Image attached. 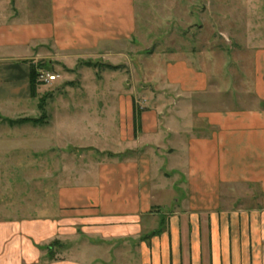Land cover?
<instances>
[{"label":"rangeland","instance_id":"obj_1","mask_svg":"<svg viewBox=\"0 0 264 264\" xmlns=\"http://www.w3.org/2000/svg\"><path fill=\"white\" fill-rule=\"evenodd\" d=\"M20 1L26 17L30 4L41 23L49 17L48 0ZM113 1L94 4L93 16L87 8L76 10L78 0H68L66 26L49 22L52 36L38 42L33 65L57 80L41 82L22 113L0 115V223L27 229L22 245L38 247L42 264L57 256L69 259L60 247L68 248L70 241L46 240V221L57 214L61 187L68 192L94 181L95 160L143 159L149 168L144 187L152 192L157 184L155 199L142 205L149 227L131 247L102 250L107 264L110 254L109 264H142L139 248L166 234L171 222L181 224L182 243L188 246L193 222L209 231L213 214L263 207L254 199L264 198V188L255 184L223 185L207 194L205 169L206 163L216 164L206 147L222 143L224 131L231 134L229 150L237 149L238 124L211 116L264 115V100L251 88L255 56L264 53V0H133L129 15ZM17 2L9 0L7 7ZM24 119L30 122L15 124ZM195 165L199 203L190 204ZM177 196L182 200L171 204ZM14 236L7 234V247L19 239ZM79 247L90 246L81 242ZM154 254L151 248V264L160 263Z\"/></svg>","mask_w":264,"mask_h":264},{"label":"crops","instance_id":"obj_2","mask_svg":"<svg viewBox=\"0 0 264 264\" xmlns=\"http://www.w3.org/2000/svg\"><path fill=\"white\" fill-rule=\"evenodd\" d=\"M8 1L0 2V115L3 117L8 113L17 115L29 108L32 101L30 70L35 64L38 42L52 36V24L49 22H53L58 28L66 26L65 12L68 5V0H48L50 15L41 23L37 18V8L33 4L28 5L30 17H26L23 15L26 8L20 0L14 8L7 7ZM110 1L103 0L102 4L101 0H78L76 10L87 8L93 15L94 4L107 6ZM113 2L121 11L124 10L126 15L133 11V0ZM21 12L23 16L20 15ZM130 16L132 19V15ZM263 54H256L257 65L254 61V67L252 66L254 84L251 88L257 100H264V66L261 64L264 62V57H261ZM250 67L248 65L245 68ZM259 113L238 111L210 117L219 118L222 124H238V130L235 132L237 147L234 145L237 149L232 147L229 150L232 139L229 137V131L220 135L222 143L214 141L206 147L207 155L216 156L215 165L206 163L205 170L210 174L205 180L207 194L215 192V189L223 185L241 186L250 183L264 188V115ZM213 145L216 148H213ZM194 146L196 145H191L189 155L191 167L194 161ZM239 148L242 155H239ZM50 152H55V148ZM102 160L93 161L98 165L99 174L97 173L98 176L92 183H81V186L78 185L68 192L61 187L55 212L57 214L53 213L52 218L46 221V240L70 241L68 248L60 247L64 248L63 251L67 252L64 256L69 259L59 260L57 256L44 264H105L103 260H107V257L101 255L102 250L109 247L113 253L117 251V247H128L130 241L140 237L149 227L147 211L142 209V205H148L151 199H155L151 193L156 190L157 184L151 186L152 192L149 187H144L143 182H147L144 179V171L149 168L144 167L146 165L143 164V159L142 162L136 163L131 157L123 160ZM194 168L197 166L191 170L190 204L199 203L196 194L197 169ZM64 169L65 173L71 170L69 167ZM142 187L146 189L143 191ZM181 200L179 196L170 199L171 204ZM254 200H260L257 202L263 207L253 210L239 208L237 211L225 210L221 215L213 214L210 217L209 231L201 229L200 224L193 222L188 246L182 243L184 231L181 224L171 222L169 231L161 238L151 245H141L139 249L141 257L144 258L142 264H151V248L153 254L157 253L160 262L158 264H264V198ZM220 219L221 222H218ZM35 225L37 226V223ZM26 230L19 223L15 226L13 223H0V264H42L43 255L38 253V247H31V244L25 247L22 245L21 237ZM10 233L12 236H19V239L14 238L7 247L5 240ZM80 238L82 243L86 242L90 247L80 248ZM92 250L99 253L92 257ZM108 257L111 262V254Z\"/></svg>","mask_w":264,"mask_h":264},{"label":"trees","instance_id":"obj_3","mask_svg":"<svg viewBox=\"0 0 264 264\" xmlns=\"http://www.w3.org/2000/svg\"><path fill=\"white\" fill-rule=\"evenodd\" d=\"M43 69V67H34L33 65L31 66V74H30V85H31V96L33 99L35 98V96L37 95V90L38 87L41 85V82L39 80V71H41ZM135 124L138 126L139 122H140V117L139 115H135ZM11 123H14L13 121H10ZM25 122H30V120H19L16 121L15 124H21V123H25ZM157 233V232H156ZM155 233V235H156Z\"/></svg>","mask_w":264,"mask_h":264},{"label":"built area","instance_id":"obj_4","mask_svg":"<svg viewBox=\"0 0 264 264\" xmlns=\"http://www.w3.org/2000/svg\"><path fill=\"white\" fill-rule=\"evenodd\" d=\"M57 78L58 77H56V76H50V75H48V73L47 74H45V73H40V75H39V80H40V82H47V83H49V82H54V81H56L57 80Z\"/></svg>","mask_w":264,"mask_h":264}]
</instances>
